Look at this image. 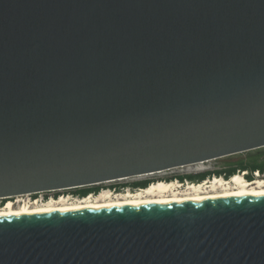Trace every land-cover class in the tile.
<instances>
[{
  "label": "water",
  "instance_id": "95a60500",
  "mask_svg": "<svg viewBox=\"0 0 264 264\" xmlns=\"http://www.w3.org/2000/svg\"><path fill=\"white\" fill-rule=\"evenodd\" d=\"M264 147V0H0V198ZM0 264H264V195L0 217Z\"/></svg>",
  "mask_w": 264,
  "mask_h": 264
},
{
  "label": "bare ground",
  "instance_id": "6f19581e",
  "mask_svg": "<svg viewBox=\"0 0 264 264\" xmlns=\"http://www.w3.org/2000/svg\"><path fill=\"white\" fill-rule=\"evenodd\" d=\"M243 173L245 172L235 173L232 175L230 180L220 176H214L213 178H206L205 180L197 183L185 182L183 184L175 179L169 181L158 180L151 182L143 189H139L134 192L128 190L123 193H117L116 195H114L112 190L102 189L95 196H92V194L85 196L78 199L75 203L70 202V199L66 196L60 195L57 198L54 197L47 200L46 203L42 205H38V201L34 200L32 204L22 202L23 204L16 207L17 200L11 199L16 196L14 195L7 197L3 210H0V217L73 211L89 208L201 201L230 196L264 195V179L257 178L256 181L250 182V180L248 181L245 179Z\"/></svg>",
  "mask_w": 264,
  "mask_h": 264
},
{
  "label": "rangeland",
  "instance_id": "374dc122",
  "mask_svg": "<svg viewBox=\"0 0 264 264\" xmlns=\"http://www.w3.org/2000/svg\"><path fill=\"white\" fill-rule=\"evenodd\" d=\"M248 155H249V152L245 151V152L233 154V155L222 157V158H218V159H214V160H210V161H205V162L198 163V164L187 165V166H183V167H178V168L166 170L162 173H157L158 175L157 174L156 175L155 174H148V175H143V176L130 177V178L122 179V180H115V181L106 182V183H103L101 185L104 187L103 189L112 190L114 195H116L117 193L126 192L128 190L134 192V191H137L141 188L133 189L131 187H126L124 189L114 190V187L120 186L123 184H128V185L133 184L135 181H140V180H145V179H152V180L157 181L159 179H165V178L170 179L171 177H176L178 175H185L187 173L196 174V173L203 172L206 169L207 170H214L215 168L222 167L227 162H237L239 160L246 159ZM202 169H204V170H202ZM211 177L213 178L214 176L212 175ZM189 182H191V181H189ZM91 194H92V196L96 195L93 193H90L89 195H91ZM60 195L66 196L67 198L70 199V202H73V203L77 202L78 199L83 198V197L76 195L74 193L73 188H69V189L58 190V191L38 193L35 195L34 194H24V195L20 194L18 196L16 195V196L12 197L11 199L17 200L16 207L17 206L19 207L23 203L32 204L36 198L38 200V205H42V204L46 203L47 200H50L54 197L57 198ZM5 200H7V199L0 198V210H3Z\"/></svg>",
  "mask_w": 264,
  "mask_h": 264
},
{
  "label": "trees",
  "instance_id": "16d2710c",
  "mask_svg": "<svg viewBox=\"0 0 264 264\" xmlns=\"http://www.w3.org/2000/svg\"><path fill=\"white\" fill-rule=\"evenodd\" d=\"M249 155L247 156L246 159L243 160H239V164L241 166V168L238 170L237 167L234 168L233 170L228 172V175H230L229 177H231L232 175H234L235 173H239L240 171H242L243 169L251 166V168L253 170L255 169H264V147L258 148V149H254V150H250L248 151ZM232 164L233 162H227L225 163L222 167L226 166L227 164ZM204 170V169H202ZM162 173V172H160ZM214 171L213 170H204L203 172L200 173H196L194 175H199V180L203 181L204 179H206V177L208 176V174L213 175ZM216 175H221L222 171L217 170L215 172ZM185 177H190L192 179L193 175L191 176H185V175H181L182 179H185ZM178 177H171L169 180H176ZM159 180H165V179H159ZM155 180L152 179H145V180H140V181H135L133 184H123L120 185L118 188L116 189H121V187H141V188H145L146 186H148L151 182H154ZM194 181V180H193ZM103 184V183H101ZM101 184H96V185H92V186H85V187H79V188H73L74 189V193L80 197H85L87 195H89L90 193L93 194H97L100 192V190H102L104 187ZM115 188V187H114ZM7 199V198H5ZM6 201V200H5Z\"/></svg>",
  "mask_w": 264,
  "mask_h": 264
},
{
  "label": "flooded vegetation",
  "instance_id": "af4514ba",
  "mask_svg": "<svg viewBox=\"0 0 264 264\" xmlns=\"http://www.w3.org/2000/svg\"><path fill=\"white\" fill-rule=\"evenodd\" d=\"M237 167V169L239 170L240 168H241V166H240V164H239V162L237 161V162H233L232 164H227L226 166H224V167H219V168H215L213 171H214V173H213V176H218V175H216L215 174V172L217 171V170H220V171H222V174L221 175H219L220 177H223V178H225V179H227V180H229L231 177H229L230 175H228V172L229 171H231V170H233L234 168H236ZM243 171H247V173H243V175H244V177H245V179L246 180H250V182H252V181H256V179L258 178V179H264V169L263 170H261V169H255V170H253L252 168H251V166H249V167H247V168H245V169H243L242 171H240V172H243ZM256 171H259V174L257 175L255 172ZM164 172V171H163ZM160 173V172H159ZM155 175L157 174V173H154ZM158 175V174H157ZM191 175H193V177H192V179L190 178V177H185V179H182L181 178V175H178L177 177V181H180L181 183L182 182H185V181H191V182H194V183H197L198 182V180H199V175H194V174H191V173H187V174H185V176H191ZM212 176V175H211ZM210 176V174H208V176L206 177L207 179H210V178H212ZM165 180H167V178H165ZM194 180V181H193ZM205 180V179H204ZM158 181V180H157ZM155 182V181H154ZM201 182V181H200ZM184 184V183H183ZM119 186H116L115 188H114V190H116V188H118ZM147 187V186H146ZM254 187H255V185H254ZM131 188H133V189H136V188H141V187H131ZM121 189H124V187H121ZM141 189H143V188H141ZM35 195V194H34ZM6 202V201H5Z\"/></svg>",
  "mask_w": 264,
  "mask_h": 264
},
{
  "label": "built area",
  "instance_id": "2783aa9c",
  "mask_svg": "<svg viewBox=\"0 0 264 264\" xmlns=\"http://www.w3.org/2000/svg\"><path fill=\"white\" fill-rule=\"evenodd\" d=\"M243 172H245V173H247V171H243ZM257 175L259 174V171H256L255 172ZM185 182H189V181H185ZM185 182H182V183H185ZM38 193H44V192H38ZM38 193H31V194H38ZM35 200H37V198L35 199ZM38 201V200H37ZM43 202V201H42Z\"/></svg>",
  "mask_w": 264,
  "mask_h": 264
}]
</instances>
